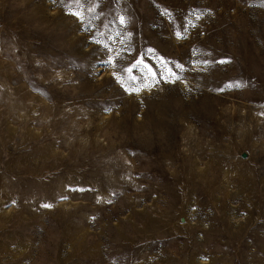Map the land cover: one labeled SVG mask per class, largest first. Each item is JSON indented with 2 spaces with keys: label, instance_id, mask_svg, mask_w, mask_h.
I'll return each instance as SVG.
<instances>
[{
  "label": "rangeland",
  "instance_id": "374dc122",
  "mask_svg": "<svg viewBox=\"0 0 264 264\" xmlns=\"http://www.w3.org/2000/svg\"><path fill=\"white\" fill-rule=\"evenodd\" d=\"M0 264H264V0H0Z\"/></svg>",
  "mask_w": 264,
  "mask_h": 264
},
{
  "label": "snow or ice",
  "instance_id": "6c2138e0",
  "mask_svg": "<svg viewBox=\"0 0 264 264\" xmlns=\"http://www.w3.org/2000/svg\"><path fill=\"white\" fill-rule=\"evenodd\" d=\"M72 2L75 3V4H79L80 0H72ZM72 14L77 15L78 17H81L82 18L81 13L78 12V11L77 12H74ZM120 22L121 23H124V18L123 17L120 18ZM129 71H131V70L129 69ZM44 207H50V206L49 205H44Z\"/></svg>",
  "mask_w": 264,
  "mask_h": 264
}]
</instances>
